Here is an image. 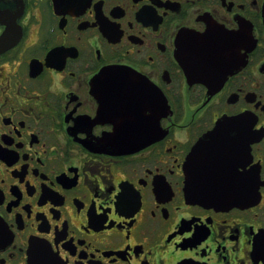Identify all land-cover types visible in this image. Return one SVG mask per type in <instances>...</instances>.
I'll use <instances>...</instances> for the list:
<instances>
[{
    "label": "flooded vegetation",
    "instance_id": "1",
    "mask_svg": "<svg viewBox=\"0 0 264 264\" xmlns=\"http://www.w3.org/2000/svg\"><path fill=\"white\" fill-rule=\"evenodd\" d=\"M34 243L264 264V0H0V264Z\"/></svg>",
    "mask_w": 264,
    "mask_h": 264
},
{
    "label": "water",
    "instance_id": "2",
    "mask_svg": "<svg viewBox=\"0 0 264 264\" xmlns=\"http://www.w3.org/2000/svg\"><path fill=\"white\" fill-rule=\"evenodd\" d=\"M203 39V36H197ZM188 44L186 42V37L184 34H181L178 37L177 41V50L175 52L176 59L183 67L184 71L186 73H189L188 63H189V55H188ZM109 71H114L116 76L118 78H129L133 77L128 71L125 69H119V68H113L109 69ZM165 106L164 101L162 104V113H164ZM236 118H245V116L242 117H236ZM148 139H144L141 142H146ZM145 141V142H144ZM127 145L114 143L112 144V148L115 150H121V148H124ZM185 170L187 175V181L189 182V155L187 156L186 162H185ZM186 194L189 197V188H186ZM28 264H62L61 260L58 258V256L51 251L50 248H47L46 245L42 243H34L31 247L30 253H29V262Z\"/></svg>",
    "mask_w": 264,
    "mask_h": 264
}]
</instances>
